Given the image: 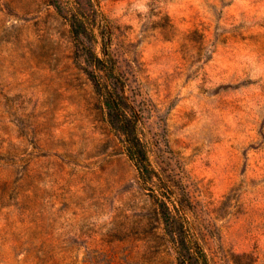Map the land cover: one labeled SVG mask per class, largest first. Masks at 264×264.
Instances as JSON below:
<instances>
[{
    "label": "rangeland",
    "instance_id": "obj_1",
    "mask_svg": "<svg viewBox=\"0 0 264 264\" xmlns=\"http://www.w3.org/2000/svg\"><path fill=\"white\" fill-rule=\"evenodd\" d=\"M73 15L142 111L153 190ZM163 195L209 264H264V0H0V264H175Z\"/></svg>",
    "mask_w": 264,
    "mask_h": 264
},
{
    "label": "trees",
    "instance_id": "obj_2",
    "mask_svg": "<svg viewBox=\"0 0 264 264\" xmlns=\"http://www.w3.org/2000/svg\"><path fill=\"white\" fill-rule=\"evenodd\" d=\"M55 9L59 11V5H55ZM67 21L74 59H81L86 65L82 71L105 109L109 126L121 136L123 153L134 166L141 183L148 190H153L155 171L149 161L146 145L138 133L141 109H137L124 96V83L114 76L108 59L99 57L93 49L95 36L92 28H88L79 16L67 17ZM166 200L167 197L163 195L154 200V205L162 225L163 237L174 248L175 264H209L196 233L187 226L185 217L172 214ZM53 257L50 255L49 260Z\"/></svg>",
    "mask_w": 264,
    "mask_h": 264
}]
</instances>
